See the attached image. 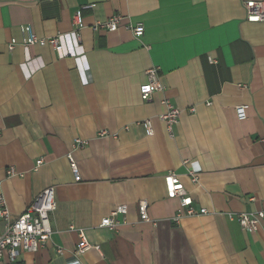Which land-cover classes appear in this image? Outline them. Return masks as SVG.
<instances>
[{
    "label": "crops",
    "instance_id": "obj_1",
    "mask_svg": "<svg viewBox=\"0 0 264 264\" xmlns=\"http://www.w3.org/2000/svg\"><path fill=\"white\" fill-rule=\"evenodd\" d=\"M251 1L263 0H0V197L10 221L48 187L56 203L43 248L0 264H264V218L253 233L228 219L264 214V22L246 21ZM75 12L84 63L48 47L8 51L21 26L53 37L71 30ZM114 15V32L94 31ZM137 24L134 38L127 26ZM150 68L163 90L143 101ZM165 101L180 110L171 136ZM8 167L22 176L7 177ZM170 173L205 215L172 221ZM139 200L155 225L140 219ZM119 205L127 214L115 229L101 227ZM80 230L98 250L73 256Z\"/></svg>",
    "mask_w": 264,
    "mask_h": 264
},
{
    "label": "built area",
    "instance_id": "obj_2",
    "mask_svg": "<svg viewBox=\"0 0 264 264\" xmlns=\"http://www.w3.org/2000/svg\"><path fill=\"white\" fill-rule=\"evenodd\" d=\"M243 7L247 22H264V0L244 2ZM120 21L121 17L114 15L106 21L96 24L93 29L96 31L101 28L108 32H114L118 28ZM71 27V30L66 33L57 34L53 37H39L33 32L30 26H21L19 28L22 35L21 40L17 41L11 39L7 49L8 51H12L15 47L22 46L26 54L30 47H48L51 48L60 58H71L79 64H82L85 61V53L80 40L82 21L79 12L72 14ZM127 29L131 32L134 38H139L144 33V28L141 24L128 25ZM27 60L29 59L27 58ZM88 70L87 65L80 68L84 84L87 83V78L85 76ZM145 73L147 82L140 87V95L143 101H148L151 94L156 91H162L163 86L159 81L157 68H150ZM163 103L165 104L167 111L164 115L160 116V120L165 123L167 132L171 136L172 129L178 122L180 110L167 101ZM189 112H193V108L189 109ZM235 113L238 120H244L246 118L245 106H236ZM143 125L150 133V122L145 121ZM100 135H106V133L101 132ZM84 145L85 142L76 140L74 148H83ZM67 158L74 180L78 181L79 176L73 158L70 154H68ZM41 164L42 160H37L34 171L37 170ZM198 174V170L195 169L188 171L190 182L195 186L198 184ZM6 176L21 177L22 174L17 173L13 167H8L6 169ZM164 184L167 198H177L179 201V211L173 217L172 221L177 223L183 217L205 215L207 213L205 209L196 210L194 208L192 198L185 191L175 174H168L164 178ZM55 209L56 203L54 200V190L53 188L48 187L38 194L32 204H30L21 215H19L14 221H10V213L3 198L0 197V222L3 224V231L0 232V261L4 257H7L10 262H15L21 253H35L40 248H43L52 235L50 217ZM137 212L142 221L151 222L155 225L156 222L152 221L147 214L146 201L139 200L137 202ZM126 214V205L116 206L114 210L110 212L109 216L102 219L100 226L113 231L117 222L115 220L116 217H124ZM263 218V212L228 214L229 220L235 221L242 230L248 233H253L260 226ZM78 236L80 241L76 246L73 256L82 255L90 250H98L97 246H92L88 243L82 230L78 232ZM57 253L58 255H61L62 251L57 249ZM74 258L75 259H73L72 262H75L76 257Z\"/></svg>",
    "mask_w": 264,
    "mask_h": 264
}]
</instances>
